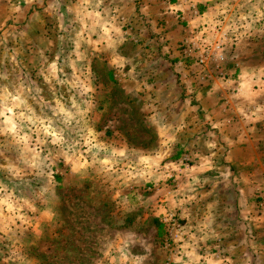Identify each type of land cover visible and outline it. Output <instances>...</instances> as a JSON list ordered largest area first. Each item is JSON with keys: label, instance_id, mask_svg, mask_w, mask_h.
<instances>
[{"label": "rangeland", "instance_id": "obj_1", "mask_svg": "<svg viewBox=\"0 0 264 264\" xmlns=\"http://www.w3.org/2000/svg\"><path fill=\"white\" fill-rule=\"evenodd\" d=\"M61 3L0 0V121L16 108L15 128L0 126V264H45L40 257L54 264H195L182 256L189 241L181 216H156L162 224L154 226L156 136L148 120L154 97L143 87L126 94L112 74L119 77L118 68L109 71L101 62L71 66L49 55L44 65H25L19 46L20 60L14 59L9 29L19 33V42L29 17L36 26L64 29L65 19L40 17ZM152 30L154 42L163 43V33ZM262 45L242 54L251 63L246 68L255 91L264 90V40ZM153 47L121 77L154 76L158 67L151 62L162 52ZM137 51L135 44L125 49L129 58ZM246 104L249 110L228 130L237 145H216L219 139L210 135L218 137V131L204 124L178 134L168 147L170 160L158 165L170 176L155 186L164 195L156 200L178 191L191 171L216 173L202 181L216 238L204 229L189 242L208 253L205 264H264V98ZM203 140L210 144L202 146ZM203 151L206 157L198 158Z\"/></svg>", "mask_w": 264, "mask_h": 264}, {"label": "crops", "instance_id": "obj_2", "mask_svg": "<svg viewBox=\"0 0 264 264\" xmlns=\"http://www.w3.org/2000/svg\"><path fill=\"white\" fill-rule=\"evenodd\" d=\"M60 2L56 12L44 10L40 17L48 18L52 13L51 16L57 22L61 18L65 19L67 24L64 27L63 21L60 22L64 29L58 25L36 26L33 17H29L30 20L22 29L21 42L18 41L21 39L17 36L19 33L14 28L9 29L7 38L15 53L14 59L20 60L21 48L25 65H44L43 59L49 55L55 62L61 59V62L71 66L92 67L101 62L109 71L118 68L120 76L115 72L112 74L126 94L137 95L138 91L144 89L146 96H153L154 103L148 105V112L153 114L148 120L156 136L154 226L162 224L161 218L157 217L158 220L156 216L173 213L184 220L186 241L190 242L195 237L200 239L204 229L211 238H216V224L208 222V211L212 206H206L202 193L205 178H216V173L200 168L191 171L187 175L190 181H185L178 191L166 192L168 197L161 200L163 191L155 186L164 180L167 172L159 170L158 165L170 160L168 147L175 145L178 134L203 127L204 124L208 131L210 128L218 131V137L210 135L211 139H219L220 143L216 140V145L238 144L228 130L239 121L240 115L249 110L247 101L256 97L264 98L263 89L254 90L253 73L246 68L251 63L244 59L247 56L242 55L244 50L263 46L264 0ZM152 29L163 33V43L154 42L151 38ZM142 41L146 42L144 48L156 46L162 52L151 62L154 67H158L154 70V76L143 80L126 74L127 77L122 78V72L128 69L130 62L135 63L142 50H146L142 48ZM129 44H135L138 48L132 58L125 53ZM180 49L182 55L177 57L174 53L179 54L177 50ZM222 66L223 69L219 68ZM131 85L139 88L130 91ZM177 97L180 98L179 102ZM256 108L260 109L259 104H256ZM15 111L16 108L12 107L7 111L6 120L0 121L5 131L15 128ZM195 144V140L190 143L192 147ZM200 144L206 146L210 143L203 140ZM207 152L196 156L206 157ZM207 157V160L213 161L210 155ZM167 175L170 176L169 173ZM175 177L179 178L177 175ZM158 195L160 198L156 200ZM167 216L164 221L169 220ZM189 242L183 246L182 256L197 259L195 264H205L203 258L209 256L208 253H202L199 246L189 245Z\"/></svg>", "mask_w": 264, "mask_h": 264}, {"label": "trees", "instance_id": "obj_3", "mask_svg": "<svg viewBox=\"0 0 264 264\" xmlns=\"http://www.w3.org/2000/svg\"><path fill=\"white\" fill-rule=\"evenodd\" d=\"M122 92V91H121ZM126 98H130L129 95L126 96ZM130 102H138L137 99H132ZM139 113L136 112L135 115H138ZM107 133H111L110 131H107ZM56 179H61V177L59 175H54ZM111 225V224H110ZM114 227V225H112ZM124 227L123 225L121 226H117L116 228H122ZM64 244H70V242H64ZM43 258V259H42ZM51 258V257H50ZM40 260H42L45 264H54V262H51V259H47L45 257H40Z\"/></svg>", "mask_w": 264, "mask_h": 264}]
</instances>
